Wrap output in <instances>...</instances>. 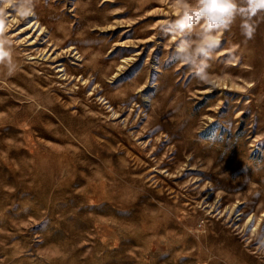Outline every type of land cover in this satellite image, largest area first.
Listing matches in <instances>:
<instances>
[{"label": "rangeland", "instance_id": "rangeland-1", "mask_svg": "<svg viewBox=\"0 0 264 264\" xmlns=\"http://www.w3.org/2000/svg\"><path fill=\"white\" fill-rule=\"evenodd\" d=\"M26 3L0 13V264H264V10L202 81L180 0Z\"/></svg>", "mask_w": 264, "mask_h": 264}, {"label": "clouds", "instance_id": "clouds-1", "mask_svg": "<svg viewBox=\"0 0 264 264\" xmlns=\"http://www.w3.org/2000/svg\"><path fill=\"white\" fill-rule=\"evenodd\" d=\"M8 0H3L0 4V13L7 14L3 5ZM182 13L175 21V31L171 37L182 35L193 25L203 21V31L201 39L194 48L178 46L174 58L185 64L192 71V74L202 81L207 80V68L213 52L219 47V34L229 29L237 17L241 18L242 34L246 38H251L254 33V26L250 23L253 16L258 11L264 10V0H195V4L188 3V0H180ZM33 0H27L26 4L18 5L15 11L21 18L34 15ZM5 53L0 51V57ZM203 57V59H201ZM10 69V74H11ZM264 244V240L261 241Z\"/></svg>", "mask_w": 264, "mask_h": 264}]
</instances>
